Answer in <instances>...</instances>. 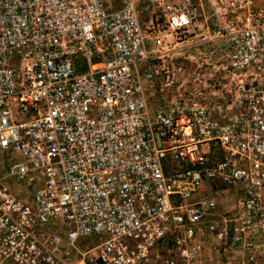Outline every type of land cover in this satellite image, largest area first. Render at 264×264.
I'll list each match as a JSON object with an SVG mask.
<instances>
[{
  "label": "built area",
  "instance_id": "1",
  "mask_svg": "<svg viewBox=\"0 0 264 264\" xmlns=\"http://www.w3.org/2000/svg\"><path fill=\"white\" fill-rule=\"evenodd\" d=\"M5 155L0 264H264V0H0Z\"/></svg>",
  "mask_w": 264,
  "mask_h": 264
},
{
  "label": "rangeland",
  "instance_id": "2",
  "mask_svg": "<svg viewBox=\"0 0 264 264\" xmlns=\"http://www.w3.org/2000/svg\"><path fill=\"white\" fill-rule=\"evenodd\" d=\"M137 2V0H134ZM138 4V3H137ZM144 5L141 4L137 6L138 8V17L140 22L142 23V26L145 27L148 21V14L146 11H144ZM142 7V9H141ZM150 44L149 42H147ZM184 57L190 56L191 62L186 66V69L189 72H193L195 70V60L196 57L199 56L203 61L206 63L204 64V67H207L205 70V73L211 72V66L212 65H219L222 62V53L220 52V47L218 43H212V44H207V45H202L197 48H190L186 50V52L183 54ZM78 59V58H77ZM176 62L180 65L182 63L181 59H176ZM19 63V57L15 58L12 62H10V67H15ZM219 76L217 75L216 78ZM207 77L206 75L204 76L203 80H205ZM203 80H200L202 82ZM208 82V81H207ZM195 84V83H194ZM208 85V83H206ZM199 86V85H198ZM19 160V158L10 156V155H5V156H0V174H3L6 170V168ZM204 194H206L204 192ZM231 194H221V196L218 197L217 201L220 204V211H224L231 203H232V197L230 196ZM87 247H92L97 243V237H89L86 239ZM205 264H223V258L220 259L218 256V253H214V251L206 252L205 257L203 258Z\"/></svg>",
  "mask_w": 264,
  "mask_h": 264
},
{
  "label": "crops",
  "instance_id": "3",
  "mask_svg": "<svg viewBox=\"0 0 264 264\" xmlns=\"http://www.w3.org/2000/svg\"><path fill=\"white\" fill-rule=\"evenodd\" d=\"M205 255H206V254H205ZM204 257H205V256H204ZM204 257H202V259H201V264H205V263H204V260H203Z\"/></svg>",
  "mask_w": 264,
  "mask_h": 264
}]
</instances>
